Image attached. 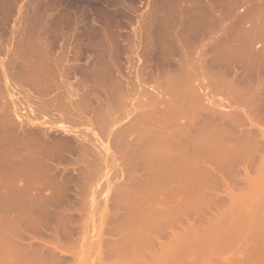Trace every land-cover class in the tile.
Returning <instances> with one entry per match:
<instances>
[{
	"label": "rangeland",
	"instance_id": "374dc122",
	"mask_svg": "<svg viewBox=\"0 0 264 264\" xmlns=\"http://www.w3.org/2000/svg\"><path fill=\"white\" fill-rule=\"evenodd\" d=\"M162 1L0 0V247H2L0 248V264H12L13 262L15 264L16 261V264L19 261L22 264L21 262L25 261V258L27 259L25 262L28 264L29 257H32L31 259L36 264H51V261L48 260H52L54 262L52 264L57 262V264L119 263L116 260L118 261L121 256L113 254V252L111 254V247L108 246L118 238V235H112L108 232L110 228L113 230L118 227V223L116 224L119 221L117 217L123 220L125 216L127 219L128 215L123 213H128L130 209L125 212L124 208L134 207L132 199L133 203L136 201L134 211H138L136 206L140 205V202L141 205L144 202V205H146L147 202L148 197L144 196L143 193H146V195L151 194L154 190L152 193V209H154L152 210V216L154 214L152 220L155 219V221H152L154 222L152 225V244L154 243L152 245V249L154 248L152 250V261L156 262L161 254L164 255L162 248L158 247L162 244L166 249L173 239L176 238L174 237L176 233L182 234L186 232L188 234L192 230L193 233H197L195 234L196 236L203 238L208 233L210 234V231L215 230L214 228H217V230L220 228V239L224 236V240L227 238V241H229L232 240L229 239L232 235L235 237L234 235L238 233V238H236L240 240L236 239L234 242L236 244L232 250L226 252L228 249H225V254L223 252L210 254L203 261L204 264H208L210 260L211 263L214 261L212 264L217 262V260L220 263L223 262L222 264H231L232 262H234L232 264H235V261L238 262L240 260L244 264L246 257L249 256L250 259L255 257L254 255L251 257L252 253L255 254L257 250L258 252L260 251L259 253L263 252L259 246L264 245V234L259 235L258 230L264 229V214H262L264 213V0ZM167 2L170 4L168 5ZM160 6L161 9L159 10ZM161 10L164 13H168L169 18H172L168 21L169 24H172L169 32L176 34V39L174 37V41L171 40L172 42L169 44L172 45L171 43L175 42V44L173 43L174 46L172 45L174 51H172L171 55L167 53V42L162 36L165 30L162 24L164 20H160V16L158 17ZM167 10L170 11L167 12ZM242 32L245 36H241ZM170 85L175 86V88ZM175 90L178 93L174 92ZM173 93L175 96L180 95V99L177 97L180 102L176 99L175 108L173 106L168 111L173 113L172 109L175 111V109L181 108L185 114L188 111L189 114L187 113V116L185 114L182 115L179 117L181 119H177L178 121L173 119L174 121L171 120L169 122V119L170 125L167 122L165 124V126L167 125V130L166 127L162 126V122L159 124V121L161 111L166 109V104L174 97ZM160 100L167 103L164 102L166 103H163L164 105L158 104ZM156 101L158 103L155 104L154 102ZM142 105L145 106L143 107ZM161 106L162 109H160ZM153 109H158V111L160 109V117H158L159 113H157L153 119L145 121L147 120L146 118L140 121L137 129H130L128 130L129 133L127 130L125 131L134 116L147 113V111H155ZM168 118L170 117L168 116ZM144 122H147V124ZM194 123L198 124V127ZM127 125L128 127H126ZM149 125L150 133H148L149 128L146 129ZM168 126L171 127L169 128ZM174 126L186 128L181 129L186 132L178 130L180 133L178 134ZM123 127H125L124 130H122ZM120 128L121 132L119 134L117 132H119ZM157 128L161 130H157ZM142 130L143 132L148 130L145 133L149 134L148 138L141 139V141L138 138L141 143L138 141L139 143L136 142V145H134L133 141L136 140L134 136H137L135 133L139 131L137 137H140ZM199 130L202 131L200 132ZM124 132L127 133L123 135ZM153 132L156 134H153ZM175 132L177 133L175 134ZM172 133L174 136L171 138ZM196 133L201 135V137ZM121 135L122 137L126 135L124 137L126 139L120 140L122 139ZM155 135H157L156 138L163 135L162 138H170L173 142L176 139L175 135H178V137L181 135L180 139L186 145L185 147L182 144V149L189 154L186 157L190 158L189 160L191 161L190 164H187L188 160L185 158L187 160V168L185 167L186 172L184 170V173L187 174V169L190 171L184 178L183 185L187 183L186 186H177V183L170 182V186L173 184L170 187L167 184L169 182L168 179L166 180L164 178L165 175L161 173L162 168L165 167L163 164L165 160L163 158L164 152H159L160 149H158V147L165 148V144H161L164 142H161L164 138L160 139L159 137V141L152 137ZM114 136H117L120 141ZM131 140L133 142L131 147L136 146L134 149L130 147ZM153 140L159 142H152ZM122 141L124 144L126 143L124 146H127L124 151V146H121ZM189 141L190 143H188ZM127 142L130 143L127 144ZM147 142L149 146L152 143L158 144L157 148H153L156 153L152 151V171L153 168L155 170L152 174L158 172L159 175L158 179V175H152V188L156 184V188H153L154 190L152 188L149 190V175H146L149 173L143 170L145 171L143 174L142 169L145 167V163L142 165V162L139 161H144L143 151L147 149L144 154L145 152H150L151 146H154L152 144L149 149ZM180 143L182 142L180 141ZM54 144L56 147L58 146L57 149ZM208 145L210 147H207ZM212 146H214V149ZM197 147H201V150ZM184 148H187V151ZM171 149L173 150V148ZM232 149L235 150L232 151ZM121 152H126L129 155L127 158H130V160H127L130 162H126V154L124 153L123 155ZM222 152L224 154H221ZM229 154H232L231 157ZM12 155H15V159L19 162L18 165H15L16 167L10 162V158H13ZM124 156L125 158H123ZM141 157L143 159H138ZM198 157H200V160ZM2 158L7 161L5 159L2 160ZM159 158L160 162L162 158L164 159L162 164L158 162L161 168L156 163ZM135 159L140 163L135 161ZM154 159L157 160L155 161ZM21 162L24 163L22 164ZM125 162L129 163V166L133 168H124ZM126 163L125 167L128 166ZM193 165L195 169L198 168V174L193 169ZM188 166L192 168L190 169ZM134 169L138 170L136 171L138 172L137 174ZM157 169L160 172L156 171ZM131 173L134 175L132 176L134 178H131L132 182L129 180ZM161 174L162 177H160ZM15 175L21 177L14 180V185L18 188V194L15 196L17 199L12 201L10 194L13 188H11L12 185L10 186V183L13 182L11 177L14 178ZM135 176H137V180ZM188 177L191 180L189 183L185 181L189 180ZM128 181H130L132 186H130ZM133 181H139V183L141 181V183H134ZM84 182L86 183L84 184ZM143 182H148L146 183L147 186ZM163 184L167 186L163 187ZM128 185L135 187H133L134 189L132 188L131 192L133 190L137 192L136 190L138 189L137 194L140 197L142 195L143 200L146 199V201L142 202V199H139L140 197H137V195L136 197L133 196V198L131 197L132 195L129 196L127 191L131 188L128 187L129 189L124 192L125 195L122 198H127L128 202L131 201L129 204L132 205H126L123 202L125 205L122 206L121 202L123 200H121L122 198L119 199V194L121 193L115 189ZM141 187L147 190H144V192ZM181 187L185 189L183 190ZM89 189H92V192ZM140 189L143 193L140 192ZM158 189L162 190L163 194L165 189L169 191L166 190L165 194H161V196L159 194L161 193L160 191L159 193L158 191L156 192ZM173 189L177 191L176 193L182 189V192L186 195H183L184 198L188 199L187 201L184 199V203L190 201L186 204L188 210L185 208L186 215L184 214L183 216L185 219L182 218L179 223L175 224L178 227L172 225L175 221L178 222L177 219L173 221L174 216L172 219L171 216L163 215V212L169 209L168 205H171V198L170 200L168 198L171 195L169 193L172 192L174 194ZM190 193L191 196H189ZM128 196L131 197V199L129 198L130 200ZM162 197L164 200H168L167 203L162 200ZM117 198L120 203L116 204ZM134 198L140 201L138 202ZM237 199L239 202L241 201V204H239ZM47 202L49 205L51 203V206L48 207ZM164 203L168 209L164 208L165 205L164 207L162 206ZM52 205H54V208ZM115 205H118L116 206L117 208ZM144 205L139 207L145 209ZM114 207L116 208L115 211L113 210L115 209ZM192 207L193 210H191ZM245 207H247V211H245ZM261 207H263L262 210L260 209ZM48 208L53 212L49 211ZM157 209L163 210V212L161 213ZM112 210L113 212H111ZM120 210L122 213H120ZM241 211H243L242 214H240ZM111 213L112 217L110 216ZM158 213L161 214L162 219H159L160 215L158 216ZM139 214H143V217L146 216L144 211ZM136 216L138 217V215ZM143 217L139 216L136 219L142 218L141 222L143 223L145 221ZM154 217L158 218L159 221L161 220L162 223L159 222L161 227L157 223L158 220ZM165 217H168L172 222L168 221L170 225L166 222L168 218L165 220ZM135 221L134 224H138L136 228H139L137 231L140 232L142 228L141 233L136 232L138 233L136 240L139 238V241L137 240L138 244L137 241L136 244H130V241L129 243L127 241L128 248L125 247L126 249H123L124 255L120 262H129L134 258L140 260L139 256L142 259L143 255L144 257L146 255L145 252L149 253L150 251V247L146 246L148 249H143L142 245H140L145 223L140 228V220L138 223V220ZM164 222H166L168 227L165 225L166 227L164 228ZM180 223L183 224L181 225ZM251 223L254 224L252 225L253 227H257H255L256 229L254 228V231ZM123 224L127 225L126 222ZM216 224V227L213 226ZM224 224L229 225L226 226ZM236 226H238L237 229ZM123 227L127 228V226ZM156 227L163 228L165 233L164 230ZM225 228L227 229L226 231ZM256 230L257 232H255ZM126 232L127 229H125L124 233ZM201 233L202 236H199ZM51 239L54 241H51ZM218 239L216 241L210 239V241L212 240V244L214 241L218 243ZM111 240L114 241L112 242ZM260 241L263 242L261 243ZM204 245V247L197 248L199 251L195 249L196 253L192 250L193 253L190 254L189 251L186 260L191 259V261L187 260L186 263L190 264L193 260L198 259L197 257L204 253L202 250H205L209 243ZM129 247L132 251L134 250L132 247H135L133 251L135 257L132 259L130 256H133V252H128ZM136 247L139 250L142 247L143 251L141 250V252H144V254L136 250ZM243 247L248 250L244 248L245 250L241 251ZM39 250H42L40 251L41 253ZM137 251L139 252V259L136 257V254L138 255ZM246 252L248 253L246 254ZM7 253L11 257H8ZM126 253H132V255H129V261L126 258L128 256ZM42 254L47 256V258ZM109 254L110 257L108 259L107 256ZM52 255L55 257L52 259L48 258V256ZM116 256L120 258L117 259ZM39 257L41 262L38 263L40 261ZM43 258H46V261ZM57 258H60V260ZM249 258L246 260H250ZM33 260L29 264H34ZM43 261L46 263H43ZM240 261L238 262L239 264ZM260 264H264V257Z\"/></svg>",
	"mask_w": 264,
	"mask_h": 264
},
{
	"label": "bare ground",
	"instance_id": "6f19581e",
	"mask_svg": "<svg viewBox=\"0 0 264 264\" xmlns=\"http://www.w3.org/2000/svg\"><path fill=\"white\" fill-rule=\"evenodd\" d=\"M163 1H164V0H163ZM163 1H162V2H163ZM165 1H166V0H165ZM162 2H161V3H162ZM169 2H171V1H169ZM169 2H167L168 5L170 4ZM162 4H165V3H162ZM161 6H162V5H161ZM161 6H160L159 10L161 9ZM165 6H166V5H165ZM172 6H173V3H172ZM172 6H171V7H172ZM168 8H170V6H168ZM172 8H173V7H172ZM174 9H175V8H174ZM174 9H172V10L174 11ZM181 10H182V8H181ZM155 11H156V10H155ZM168 11H170V10H167V12H168ZM157 12H158V11H157ZM174 12H175V11H174ZM180 12H181V11H180ZM175 13H176V12H175ZM175 15H176V14H175ZM159 16H160V20H161V19L164 20V22H162V24H163V26H164L163 29H165V30H164V33H163L162 36L165 38V40H166V42H167V44H168V45L166 44L167 49H168V52H167V51H166V52H167L169 55H171L172 51H174V47H173L174 45H173V43L175 44V42L171 43L173 46H172V45H169V44H170V42L174 41V37H175V39H176V34L174 35L173 33L169 32V29H170V27H171L172 24H169L168 21H169V19H172V18H169V17H168V13H166V12L164 13L162 10L159 11L158 17H159ZM172 16H173V14H172ZM155 17H157V16H155ZM175 17H176V16H175ZM177 17H178V16H177ZM173 18H174V17H173ZM158 19H159V18H158ZM156 21H157V20H156ZM178 21H180V20H178ZM178 21H177V22H178ZM173 23H174V22H173ZM180 23L182 24V22H180ZM184 24H185V23H184ZM179 26L181 27V25H179ZM182 28H183V27H182ZM182 31H184V30H182ZM182 31H181V32H182ZM242 33H243V32H242ZM177 35H180V34H177ZM242 35L245 36L244 33L241 34V36H242ZM254 36H255V35H254ZM177 37H180V36H177ZM247 37H248V36H247ZM255 37H256V36H255ZM255 37H254V38H255ZM249 38H250V37H249ZM255 39H256V38H255ZM171 40H172V41H171ZM250 40H251V39H250ZM164 43H165V42H164ZM164 46H165V45H164ZM254 52H255V51H254ZM255 54L257 55L256 52H255ZM253 56H254V55H253ZM240 64H241V63H240ZM240 64H239V65H240ZM169 82H170V81H169ZM186 82H187V81H186ZM186 85H187V84H186ZM170 86H171V85H170ZM179 86H180V85H179ZM171 87H174V88H175V86H171ZM176 87H177V86H176ZM180 87H182V86H180ZM168 90H169V88H168ZM170 90H171V89H170ZM172 90H173V88H172ZM183 90H184V88H183ZM160 91H162V90H160ZM174 92H176V90H175ZM186 92H187V91H186ZM176 93H178V92H176ZM182 94H183V93H182ZM184 94H186V93H184ZM173 95H174V93H173ZM156 96H157V95H156ZM163 96H164V95H163ZM179 96H180V95H179ZM179 96H177V95L175 96V95H174L175 100H174V97H172L171 100L169 101V103H167L166 101H161V100L159 101V103H158L157 101L154 102L155 104L158 103V104H162V105H164V104L167 103V104H166V109H164L163 111H161V117H160V113H159V112H160V109H162V106H161V108L159 109V111H158V109H156V110L153 109V110H155V111H149V112L147 111V113L145 112V113H141L140 115L134 116V119L130 122L129 127H128V125L126 126V127H128V129L126 128L125 131H126V130L128 131V130H130V129H132V130H133V129H134V130L137 129V126H138V124L140 123V121H142V120H144V119H146V118H147V120H145V121H148L149 119H153V117H156L157 113H159L158 117H160V121H159V120H157V121L160 122L159 124H161V122H162V126H164V127H166L167 125L165 126V124H167V123L169 124V122H171V120L174 121L173 119H176V120H177V119H181V118H179V117H181L182 115L185 114L184 111H183L181 108L178 109V110L175 109V111L172 109L173 113H171V112L168 111V110H171V107L173 108L175 102L177 101L176 99H178L177 97H179ZM161 97H162V96H161ZM182 97H183V95H182ZM185 97H186V96H185ZM153 98H154V97H153ZM162 98H163V97H162ZM179 99H180V97H179ZM179 99H178V101H179ZM181 99H182V98H181ZM187 99H188V98H187ZM152 100H153V99H152ZM155 100H156V99H155ZM153 101H154V100H153ZM153 101H151V102H153ZM183 101H184V100H183ZM147 102H148V101H147ZM164 102H166V103H164ZM179 102H180V101H179ZM179 102H178V104H179ZM145 103H146V102H145ZM163 103H164V104H163ZM182 103H183V102H182ZM182 103H181V104H182ZM150 104H151V103H150ZM155 104H154V105H155ZM140 105H141V104H140ZM152 105H153V104H152ZM142 106H143V105H142ZM144 106H145V105H144ZM144 106H143V107H144ZM159 106H160V105H159ZM167 106H169V107H167ZM175 106H176V104H175ZM175 106H174V108H175ZM177 106H178V105H177ZM182 106H183V104H182ZM184 106H185V105H184ZM188 106H190V105H188ZM138 107H139V106H138ZM180 107H181V106H180ZM191 107H192V106H191ZM158 108H159V107H158ZM185 108H188V107H185ZM139 109H140V108H139ZM187 110H189V109H187ZM187 110H186V112H187ZM157 111H158V112H157ZM188 112H189V111H188ZM188 112H187V113H188ZM170 113H171V115H169ZM187 113L185 114L186 116H187ZM245 113H246V112H245ZM144 114H145V115H144ZM188 114H189V113H188ZM239 114H240V113H239ZM248 115H249V114H248ZM168 116H169L170 118H168ZM221 116H222V115H221ZM232 116H234V115H232ZM232 116H231V117H232ZM102 117H103V116H102ZM206 117H207V116H206ZM215 117H216V116H215ZM226 117H228V116H226ZM167 118H168V119H167ZM171 118H172V119H171ZM187 118H189V117H187ZM235 118H236V117H235ZM248 118H250V117H248ZM96 119H97V118H96ZM169 119H170V121L168 122ZM213 119H214V118H213ZM97 120H98V119H97ZM106 120H107V119H106ZM154 120H155V119H154ZM165 120H166V121H165ZM114 121H115V120H114ZM177 121H178V120H177ZM117 122H119V121H117ZM117 122H116V123H117ZM153 122H154V121H153ZM166 122H167V123H166ZM175 122H176V121H175ZM228 122H229V121H228ZM105 123H106V122H105ZM144 123L147 124V122H144ZM154 123H155V122H154ZM202 123H203V121H202ZM254 123H255V122H254ZM163 124H164V125H163ZM171 124H172V123H171ZM177 124H178V123H177ZM184 124H185V123H184ZM194 124H195V123H194ZM169 125H170V124H169ZM175 125H176V124H175ZM180 125H181V124H180ZM195 125H196V124H195ZM195 125H194V126H195ZM197 125H198V124H197ZM197 125H196V126H197ZM227 125H228V124H227ZM145 126H147V125H145ZM154 126H155V125H154ZM162 126H160V127H162ZM171 126H172V125H171ZM171 126H170V127H171ZM184 126H185V125H184ZM217 126H218V125H217ZM164 127H163V128H164ZM168 127H169V126H168ZM170 127H169V128H170ZM174 127H176V126H174ZM178 127H180V126H178ZM178 127H176L177 132H178V130L182 131L181 129H186V128H182L183 125H182L181 128H178ZM185 127H186V126H185ZM191 127H192V126H191ZM197 127H198V126H197ZM213 127H214V126H213ZM124 128H125V127H123L122 130H124ZM148 128H149V132H148V130H146V132H145V131L143 132V130H142V131H141V134H140V137H137L139 131H138L137 133H135V134H137V136H136V135L134 136L135 139H136V140L134 139L135 141H133V142L135 143L134 145H136V142H138L139 140L141 141V139L144 140V139H146V137L148 138V135H149V134L147 135V134H145V133H147V132L150 133V132H151L150 125H149V127H146V129H148ZM151 128H152V126H151ZM166 128H167V127H166ZM166 128H165V129H166ZM192 128L195 129L194 127H192ZM207 128H208V127H207ZM260 128H261V127H260ZM144 129H145V127H144ZM155 129H156V127H155ZM165 129H164V130H165ZM200 129H201V127H200ZM117 130H118V129H117ZM132 130H131V132H132ZM157 130H161V129H158V128H157ZM167 130H168V128H167ZM173 130H174V129H173ZM173 130H170V131H173ZM195 130H196V129H195ZM213 130H215V129H213ZM217 130H218V129H217ZM259 130H260V129H259ZM114 131H115V130H114ZM152 131L156 132L155 130H152ZM184 131H185V130H183L182 132H184ZM193 131H194V130H193ZM199 131H200V130H199ZM201 131H202V130H201ZM201 131H200V132H201ZM205 131H207V130H205ZM120 132H121V128H120L119 132H117V133L120 134ZM122 132H123V131H122ZM134 132H136V131H134ZM134 132H133V133H134ZM142 132H143V133H142ZM154 132H153V134H156V133H157V132H156V133H154ZM166 132H167V131H166ZM177 132H175V134H176ZM185 132H186V131H185ZM200 132H199V133H200ZM209 132H210V131H209ZM218 132H219V131H218ZM227 132H228V131H227ZM244 132H245V131H244ZM111 133H113V132H111ZM117 133H116V134H117ZM126 133H127V132H126ZM126 133L124 132L123 135L126 134ZM128 133H129V131H128ZM173 133H174V132H173ZM173 133H172V134H173ZM190 133H191V131H190ZM192 133H193V132H192ZM203 133H204V132H203ZM224 133H225V131H224ZM113 134H115V133H113ZM159 134H160V132H159ZM165 134H166V133H165ZM167 134H169V133L167 132ZM167 134H166V136H167ZM170 134H171V133H170ZM178 134H180V133L178 132ZM196 134H198V133H196ZM220 134H221V133H220ZM130 135H131V134H130ZM133 135H134V134H133ZM151 135H152V133H151ZM151 135H150V136H151ZM157 135H158V134H157ZM157 135L152 136V137L156 138ZM185 135H186V134H185ZM198 135H199V134H198ZM247 135H248V134H247ZM125 136H126V135H125ZM125 136L122 137V135H121L122 139H120V140H123ZM127 136H128V135H127ZM150 136H149V137H150ZM162 136H163V135H162ZM162 136H159L160 139L162 138ZM164 136H165V135H164ZM169 136H171V135H169ZM173 136H174V134L171 136V138H172ZM180 136H181V135H179V137H178V135H175L176 139H174V142H173L172 139H171V140H172V141H171L170 138H167V137L164 138V137H163L164 139L162 138L163 140H161V142H162V141H164V142H163V143L160 142V143H161L162 145L165 144V145H164L165 148H164V147H162V148H161V147H158V146H157V145H158L157 143H156V145H155V143H154V144L152 143L155 147H154V146H151L152 144H150V146H151V149H150V146H149L148 144L151 143V141H149V143L147 142V145H148V147H149V149H150L151 151L149 150L150 152H145V154H144V151H147V149H145V150L143 149V150H144V151H143V158H144V161H145V162H144V161H141V160H139V161L142 162V165L145 163V164H144L145 167L143 166V167H144V168L142 167L143 169L140 168V169H142L143 174L145 173V171H148V173H149V174H146L147 176L149 175V176H148V177H149V178H148L149 181L147 180V181L149 182V185H150L149 190H150V189L152 188V186H153V185H152V179H153V178H152V175H153V176H154V175H158V172H157V173L154 172V173L152 174V172L155 171L154 168H153V171H152V167H153V166H152V151L155 152L154 149L157 148V147H158V149H160L159 152H160V151H161V152H162V151L164 152V154H163V158H165V160L162 158V159H161V162H160V158H161V157H160V158H159V161H157L156 163L158 164V162H160V163L162 164V162H163L162 160H164L163 164L165 165V167L162 168L161 173H162L163 175H165L164 178H166V180L168 179L169 182H168L167 184L170 186L169 183H170V182H171V183L173 182V183H175V184L177 183V184H176L177 186H182V187H184V186L187 185V183H186L185 185H183V183H184V178H186L185 175H187L188 172H190V171L187 169L188 172H187V174H185V173H184V170L187 168V167H186V162H187V160H188L187 164H188V163L190 164L191 161L189 160L190 158L186 157V155H189V154L185 153V151H183V149H182V148H183L182 146L184 145V146L186 147V145L183 144V140L180 139V138H181ZM190 136H191V135H190ZM206 136H207V135H206ZM115 137H117V136H114V138H115ZM119 137H120V136H119ZM128 137H130V136H128ZM136 137H137V138H136ZM159 137H157L156 139H158ZM175 137H174V138H175ZM187 137H188V136H187ZM199 137H201V135H199ZM224 137H225V136H224ZM228 137H230V136H228ZM248 137H249V136H248ZM138 138H139V140H138ZM154 138H153V139H154ZM166 138H167V139H166ZM189 138H191V137H189ZM192 138H193V137H192ZM194 138H195V137H194ZM125 139H126V138H125ZM125 139H124V140H125ZM149 139H150V138H149ZM160 139H158V140L160 141ZM212 139H213V138H212ZM214 139H215V138H214ZM247 139H248V138H247ZM250 139H251V138H250ZM114 140H115V139H114ZM114 140H113V141H114ZM117 140L120 141V140L118 139V137H117ZM151 140H152V139H151ZM175 140H176V141H175ZM189 140H190V139H189ZM195 140H198V139H195ZM206 140H207V139H206ZM229 140H230V139H229ZM140 141H139V142H140ZM154 141H157V140H153L152 142H154ZM159 141H157V142H159ZM180 141H181L182 143H180ZM186 141H188V140H186ZM191 141H192V140H191ZM200 141H201V140H200ZM208 141H209V140H208ZM212 141L214 142V140H212ZM254 141H255V140H254ZM51 142H52V141H51ZM131 142H132V140H131ZM133 142H132V143L127 142V144L130 143V147H131V145L133 146ZM139 142H138V143H139ZM197 142H198V141H197ZM203 142H204V141H203ZM52 143H53V142H52ZM57 143H58V142H57ZM116 143H117V142H116ZM118 143H119V142H118ZM120 143H121V142H120ZM140 143H141V142H140ZM184 143H185V142H184ZM188 143H190V141H189ZM195 143H196V142H195ZM195 143H194V144H195ZM211 143H212V142H211ZM224 143H225V142H224ZM234 143H235V142H234ZM234 143H233V144H234ZM122 144H123V145H122ZM125 144H126V143H125ZM125 144H124L123 141H122L121 146H124ZM145 144H146V143H145ZM145 144H144V145H145ZM182 144H183V145H182ZM207 144H208V143H207ZM209 144H210V143H209ZM226 144H227V142H226ZM230 144H231V143H230ZM263 144H264V143H263ZM58 145H59V144H58ZM72 145H73V144H72ZM119 145H120V144H119ZM137 145H138V144H137ZM139 145H140V144H139ZM144 145H143V146H144ZM162 145H161V146H162ZM188 145H189V144H188ZM196 145H197V144H196ZM204 145H205V144H204ZM212 145H213V144H212ZM215 145H216V143H215ZM215 145H214V146H215ZM51 146H52V145H51ZM140 146H142V145H140ZM140 146H139V148L141 149ZM192 146H195V145H192ZM192 146H191V147H192ZM200 146H201V145H200ZM214 146H212V148H213ZM54 147H56L55 144H54ZM110 147H111V146H110ZM124 147H125V146H124ZM124 147H123V151H124L125 149H127V148H126L127 146H126L125 148H124ZM128 147H129V146H128ZM134 147H136V146H134ZM134 147H131V148L134 149ZM137 147H138V146H137ZM207 147H210V146L208 145ZM207 147H206V148H207ZM233 147H234V146H233ZM246 147H247V146H246ZM57 148H58V146L56 147V149H57ZM104 148H105V147H104ZM142 148H144V147H142ZM145 148H147V147H145ZM153 148H154V149H153ZM163 148H164V150H162ZM171 148H173V150H172ZM192 148H193V147H192ZM197 148H198V147H197ZM197 148H196V149H197ZM200 148H201V147H199L198 149L201 150ZM249 148H250V147H249ZM54 149H55V148H54ZM59 149H60V147H59ZM65 149H66V148H65ZM115 149L118 150L117 148H115ZM128 149H130V148H128ZM136 149H137V148H136ZM136 149H135V150H136ZM152 149H153V150H152ZM184 149H185V148H184ZM193 149H194V148H193ZM213 149H214V148H213ZM116 150H115V151H116ZM131 150H132V149H131ZM135 150H134V151H135ZM141 150H142V149H141ZM141 150H139V151H141ZM185 150L187 151V148H186ZM191 150H192V149H191ZM199 150H198V151H199ZM217 150H218V149H217ZM228 150H229V149H228ZM234 150H235V149H234ZM234 150L232 149V151H234ZM237 150H238V149H237ZM250 150H252V149H250ZM255 150H256V149H255ZM50 151H51V150H50ZM113 151H114V149H113ZM118 151H119V150H118ZM129 151H130V150H129ZM129 151H128V152H129ZM156 151H157V150H156ZM194 151L196 152V150H194ZM238 151H239V150H238ZM240 151H241V150H240ZM111 152H112V151H111ZM126 152H127V151H126ZM126 152H123V153L121 152V153L124 155V153L126 154ZM130 152H131V151H130ZM137 152H138V150H137ZM137 152H136V153H137ZM163 152H162V153H163ZM200 152H201V151H200ZM220 152H221V151H220ZM241 152H242V151H241ZM253 152H254V151H253ZM119 153H120V152H119ZM155 153H156V152H155ZM191 153H192V152H191ZM191 153H190V154H191ZM229 153H230V152H229ZM112 154H113V153H112ZM117 154H118V153H117ZM198 154H199V153H198ZM205 154H206V152H205ZM221 154H224V153L222 152ZM251 154H252V153H251ZM120 155H121V154H120ZM123 155H122V156H123ZM130 155H131V154H130ZM132 155H134V154H132ZM195 155H196V153H195ZM199 155H201V154H199ZM202 155H203V154H202ZM229 155H230V154H229ZM231 155H232V154H231ZM231 155H230V157H231ZM249 155H250V153H249ZM9 156H10V155H9ZM9 156H8V157H9ZM14 156H15V155H12L13 158H10V162L12 163V165L15 166V165H18L19 162H18V160L15 159ZM125 156H126V162H130V161L127 160V159L130 160V158H127V156L129 157V155L126 154ZM125 156H124L123 158H125ZM154 156H155V154H154ZM156 156H157V155H156ZM191 156H192V154H191ZM197 156H198V155H197ZM209 156H210V155H209ZM235 156H236V154H235ZM189 157H190V156H189ZM192 157H193V156H192ZM253 157H254V156H253ZM100 158H101V157H100ZM123 158H122V159H123ZM134 158H135V157H134ZM136 158H137V157H136ZM143 158L141 157V158H138V159H143ZM157 158H158V156H157ZM185 158H187V160H185ZM198 158H199V160H200V157H198ZM254 158H255V157H254ZM4 159H5V158H2V160H4ZM109 159H110V158H109ZM115 159H116V155H115ZM193 159H194V157H193ZM196 159H197V157H196ZM201 159H203V158L201 157ZM0 160H1V159H0ZM5 160H6V159H5ZM22 160H23V159H22ZM123 160H125V159H123ZM132 160H133V157H132ZM132 160H131V164H132ZM154 160H155V159H154ZM154 160H153V161H154ZM156 160H157V159H156ZM156 160H155V161H156ZM203 160H204V159H203ZM203 160H202V162H203ZM6 161H7V160H6ZM101 161H102V160H101ZM113 161H114V160H113ZM120 161H121V160H120ZM135 161H138V160L135 159ZM139 161H138V162H139ZM155 161H154V163H155ZM192 161H194V160H192ZM213 161H214V160H213ZM117 162H118V161H117ZM123 162H124V161H123ZM126 162H125V163H126ZM140 162H139V163H140ZM196 162H197V160H196ZM200 162H201V161H200ZM200 162H199V163H200ZM210 162H211V161H210ZM8 163H9V162H8ZM21 163L23 164L24 162H21ZM25 163H26V162H25ZM103 163H104V161H103ZM121 163H122V161H121ZM125 163H124V165H125ZM133 163H136V162H133ZM154 163H153V164H154ZM214 163H215V162H214ZM218 163H219V162H218ZM126 164H128V166L125 167V166L123 165L124 168H126V169H127V167H128V168H133L132 166H131V167L129 166V165H130L129 163H126ZM136 164H138V163H136ZM136 164H135V165H136ZM219 164H220V163H219ZM12 165H9V166H12ZM24 165H26V164H24ZM158 165H159V164H158ZM164 165H163V166H164ZM199 165H201V164H199ZM199 165H196V166H199ZM211 165H212V164H211ZM260 165H261V164H260ZM136 166H137V165H136ZM140 166H141V164H140ZM140 166H139V167H140ZM206 166H207V165H206ZM263 166H264V165H263ZM15 167H16V166H15ZM25 167H26V166H25ZM25 167H24V168H25ZM88 167H89V166H88ZM123 167H122V168H123ZM154 167H156V166H154ZM159 167L161 168V165H159ZM185 167H186V168H185ZM188 167H190V166H188ZM24 168H23V169H24ZM191 168H192V167H190V169H191ZM214 168H215V167H214ZM84 169H85V168H84ZM116 169H117V168H116ZM118 169H119V168H118ZM137 169H138V166H137ZM140 169H139V170H140ZM155 169H156V168H155ZM193 169H195L194 165H193ZM197 169H198V168L195 169V170H196V173H197V172L199 173V171H197ZM208 169H209V168H208ZM12 170H13V169H12ZM14 170H15V169H14ZM122 170H123V169H122ZM132 170H133V169H132ZM134 170H135V169H134ZM143 170H145V171H143ZM160 170H161V169H160ZM209 170H210V169H209ZM213 170H215V169H213ZM216 170H217V169H216ZM255 170H256V169H255ZM9 171H10V170H9ZM124 171H125V170H124ZM136 171H138V170H135V172H136ZM156 171H159V170L157 169ZM191 171H193V170H191ZM86 172H87V171H86ZM102 172H103V171H102ZM128 172H129V170H128ZM130 172H131V169H130ZM135 172H134V173H135ZM139 172H140V171H139ZM159 172H160V171H159ZM185 172H186V170H185ZM219 172H220V171H219ZM132 173H133V171H132ZM132 173H131V175H130L131 177L129 176V180H130V181H131L132 176H134ZM137 173H138V172H136V174H137ZM140 173H141V172H140ZM193 173H194V172H193ZM198 173H197V174H198ZM246 173H247V172H246ZM86 174H87V173H86ZM89 174H91V173H89ZM99 174H100V173H99ZM124 174H125V173H124ZM162 174L160 175V177H162ZM197 174H196V175H197ZM206 174H207V173H206ZM216 174H217V173H216ZM126 175H127V174H126ZM128 175H129V174H128ZM189 175H190V173H189ZM192 175H193V174H192ZM199 175H200V174H199ZM211 175H213V174H211ZM28 176H29V175H28ZM101 176H102V175H101ZM101 176H100V177H101ZM121 176H122V175H121ZM137 176H138V175H137ZM137 176H135V179H136ZM167 176H168V177H167ZM193 176H194V175H193ZM193 176H192V177H193ZM201 176H203V175H201ZM207 176H208V175H207ZM246 176H247V175H246ZM18 177H21V176L15 175L14 178L11 177V178H12V181H13V182L11 181L12 183H10V186L12 185L11 188H13V190H12V192H11V194H10V195L12 196V197H11V198H12V201H13L14 199H17L15 196L18 194V188L15 187V185H14V180H16V178H18ZM90 177H91V176H90ZM117 177H118V176H117ZM126 177H127V176H126ZM140 177H141V176H140ZM144 177H145V176H144ZM155 177H156V176H155ZM158 177H159V175L157 176V179H158ZM189 177H190V176H189ZM189 177H188V179H189ZM208 177H210V176H208ZM215 177H216V176H215ZM93 178H94V177H93ZM102 178H103V177H102ZM113 178H114V177H113ZM133 178H134V177H133ZM133 178H132V179H133ZM142 178H143V176H142ZM190 178H191V177H190ZM197 178H198V177H197ZM201 178H202V177H201ZM205 178H206V177H205ZM222 178H223V177H222ZM263 178H264V177H263ZM135 179H134V180H135ZM144 179H145V178H144ZM146 179H147V178H146ZM162 179H163V178H162ZM191 179H193V178H191ZM206 179H207V178H206ZM89 180H91V179H89ZM126 180H127V179H126ZM136 180H137V179H136ZM141 180H142V179H141ZM159 180H160V179H159ZM163 180H164V179H163ZM194 180H195V179H194ZM200 180H201V179H200ZM203 180H204V179H203ZM210 180H211V179H210ZM245 180H246V179H245ZM253 180H254V179H253ZM93 181H94V180H93ZM130 181H128L129 184H130ZM185 181H188V183H189V181H191V180L189 179V180H185ZM192 181H193V180H192ZM201 181H202V180H201ZM89 182H90V181H89ZM122 182H123V181H122ZM122 182H121V183H122ZM131 182H132V181H131ZM133 182H134V181H133ZM135 182H136V183H139V181H138V182L135 181ZM135 182H134V183H135ZM144 182H145V180H144ZM144 182H143V183H144ZM148 182H146V183H148ZM161 182H162V180H161ZM164 182H165V180H164ZM194 182H195V181H194ZM197 182H199V181H197ZM85 183H86V182H84V184H85ZM92 183H93V182H92ZM92 183H91V185H92ZM95 183H97V182H95ZM119 183H120V182H119ZM140 183H141V181H140ZM140 183H139V184H140ZM146 183H144V184H146ZM165 183H166V182H165ZM200 183H201V182H200ZM210 183H211V182H210ZM246 183H247V182H246ZM255 183H256V182H255ZM257 183H258V182H257ZM64 184H65V182H64ZM161 184H162V183H161ZM175 184H174V185H175ZM192 184H194V183H192ZM96 185H97V184H96ZM122 185H123V184H122ZM126 185H127V184H126ZM136 185H137V184H136ZM149 185H148V186H149ZM158 185H159V184H158ZM163 185H164V184H163ZM165 185H166V184H165ZM165 185H164L163 187H166V186H167V185H166V186H165ZM176 185H175V186H176ZM197 185H198V184H197ZM202 185H203V184H202ZM215 185H216V184H215ZM256 185H257V184H256ZM256 185H254V186H256ZM119 186H120V185H119ZM130 186H132V185L130 184ZM130 186L128 185V186H124V187H122V188H119V187L116 188L115 190H116L117 192H120V193H121V194H119L120 198H119V196H117V197H118L119 199H121V198L123 197V195H125L124 192H125L126 190H128V189H129L128 187H130ZM145 186H147V184H146ZM155 186H156V184L154 185L153 188H156ZM159 186H160V185H159ZM169 186H168V187H169ZM171 186H173V184H172ZM171 186H170V187H171ZM177 186H176V187H177ZM252 186H253V185H252ZM115 187H116V186H115ZM120 187H121V186H120ZM133 187H134V186H133ZM133 187H130L131 189H129V190L127 191L128 194H129V196L132 195V196H131L132 198H133V196L136 197V195H137V197H140V195L137 194V192H138V189H137V188H136L137 190L135 189L137 192H135L134 190H133V192H131ZM143 187H144V186H143ZM143 187H141V188H143ZM161 187H162V186H161ZM161 187H158V188H161ZM163 187H162V188H163ZM182 187H181V188H182ZM191 187H192V186H191ZM193 187H194V186H193ZM199 187H200V186H199ZM214 187H215V186H214ZM217 187H218V186H217ZM53 188H54V187H53ZM55 188H56V187H55ZM85 188H86V187H85ZM90 188H92V187H90ZM134 188H135V187H134ZM134 188H133V189H134ZM147 188H148V187H147ZM153 188H152V189H153ZM162 188H161V189H162ZM186 188H187V187H186ZM194 188H195V187H194ZM196 188H197V187H196ZM117 189H118V190H117ZM182 189L184 190L185 188H182ZM182 189H181L178 193H176L177 191H176V190L174 191V189H173L174 194H173L172 192H171V193L168 192L169 194L172 195V196L170 195L171 197L168 195V196H169L168 199L170 200V198H171V200H170L171 205H170V206L168 205L169 209H168V207H166V204H165V203H167L168 200H167V199L164 200V198L162 197V198H163L162 200H164V202H165L162 206L164 207V205H165L164 208H166V209H168V210H166V212H163V210H160V209H159L161 213L163 212V215L165 214V215H167V216H169V217L171 216V218L174 216V217H173L174 219L172 218L173 221H175L176 219L178 220V222L175 221V223H172V222L169 220L168 217H167L168 220H166L167 218L165 217L166 222L170 221V222L172 223L173 226H174L175 224L179 223V221H181L182 218H184L183 216H184V214H185V208H186V209L188 208V207L186 206V204H188V202H190V201H188V202H185V203H184V199H185L184 196H186V195H184L185 193L182 192ZM189 189H190V188H189ZM211 189H212V188H211ZM249 189H250V188H249ZM20 190H21V189H20ZM20 190H19V191H20ZM52 190H53V189H52ZM55 190H56V189H55ZM84 190H85V189H84ZM89 190H90V189H89ZM91 190H92V189H91ZM91 190H90V191H91ZM140 190H141V189H140ZM140 190H139V191H140ZM144 190H147V189L143 188V191H144ZM153 190H154V189H153ZM166 190H168V189H165V192H166ZM177 190H179V189L177 188ZM186 190H187V189H186ZM190 190H191V189H190ZM192 190H193V189H192ZM204 190H205V189H204ZM61 191H62V190H61ZM116 191H115V193L118 194ZM121 191H122V192H121ZM154 191H155V190H154ZM154 191H153V192H154ZM157 191H158V193H159L160 189L156 190V192H157ZM161 191H162V190H161ZM161 191H160V192H161ZM168 191H169V190H168ZM193 191H194V190H193ZM55 192H56V191H55ZM55 192H54V193H55ZM57 192H58V191H57ZM91 192H92V191H91ZM96 192H98V191H96ZM99 192H100V190H99ZM140 192H142V190H141ZM144 192H145V191H144ZM146 192H147V191H146ZM149 192H150V191H149ZM153 192H152V193H153ZM156 192H155V193H156ZM165 192H164V194H165ZM185 192H186V191H185ZM189 192H190V191H189ZM191 192H192V191H191ZM195 192H196V191H195ZM198 192H199V191H198ZM204 192H205V191H204ZM204 192H203V193H204ZM254 192H255V191H254ZM40 193H41V192H40ZM42 193H43V192H42ZM58 193H59V192H58ZM84 193H85V192H84ZM113 193H114V192H113ZM115 193H114V195L116 196ZM142 193H143V192H142ZM142 193H140V194H142ZM152 193H151V194H147L148 196L146 195V193H143L144 196L148 197V198H147L146 205H144L145 202H144V204L142 203V205H144V206L146 207L145 209H141L142 207H141V208L139 207V206H142V205H141V202H140V203H139L140 205L136 206V207H137L136 210H138V211H134V209H135L134 207H135V203H136V201H135V203H133V199H132L131 201H132V204H134V207L131 206L132 209H131V208H128V209L126 208L127 210L124 208L125 212L128 211V210L130 209V211H128V213H127V212H126V213H123L124 215H125V214L128 215L127 219L125 218V216L123 217V218L126 219L127 221L124 220V219L122 220V218L119 219V217H117V219L119 220V221L116 222V224L118 223V227H117V228L115 227V229H113V230L110 228V231L108 230V231H109L108 233H110V234H112V235H118V238L115 237L116 240H115V238H114L115 241H114V240H111L112 242L114 241L112 244H111L110 242H108V243H110L108 246L111 247V251H110V253L112 254V252H113V254L115 253V254H117V255L119 254L118 256H121V258L116 256L117 259L120 258V259H118V261L116 260V262H119V263H116V264H152V263H156V264H188V262L186 263V261L189 260V259L186 260V256H187V254H188L189 251H190V252H189L190 254L193 253V252L196 253V252H195V249L200 248V247H204V246L206 247V245H204L205 243H206V244L209 243V245H210V243H211V246H210V247H209V245H208V247H207L205 250H202V252L204 251V253H202L201 255L199 254L200 256L197 257L198 259L195 258L196 260H193L194 262L192 261L193 264H204L203 261L206 260V258H208V256H209L210 254L212 255V254L215 253V252H216L217 254H218V253H221V252L224 253V250H225V249H228V250H226V252H227V251H229V250H232V248L235 246L236 243H234V242H235L236 239L238 238V237H237L238 233H236V235H234L235 237H233V235L230 237V236L227 234V235L230 237L229 239H232V240L227 241V238H225V240H226V242H225V240H224V236H223V238H221V239H223L224 241L220 239V236H221V235H220V234H221V233H220V232H221L220 228H219L218 230H217V228H214L215 230L210 231L211 233H210V234L208 233V235H205L203 238H201V237L199 238L198 236L195 235V234H197L196 232L193 233V231L189 229L190 232H189L188 234H187L186 232H185V233L183 232V233H184V234H183L182 231H180L182 234H178V233H176V235H174V234H175V233H174L173 235H174V237H176V238L173 239V241L171 242V244H169V245L166 247V249H165V248L163 247V245L161 244L160 247H158V248H162V250L164 251V252H163L164 255L161 254L160 257L157 256V257H159L158 260H157V258H156V256H155V258H156L157 261H156V262H155V261H152V259H153V258H152V250L154 249V248L152 249V245L154 244V243L152 244V225L154 224V222H152V221H155V219L152 220V217L154 216V214H153V216H152V213H153L152 210H154V209H152V208H153V207H152ZM158 193H156V194H158ZM87 194H88V193H87ZM98 194H99V193H98ZM159 194H160V195H161V194L164 195L162 192L159 193ZM159 194H158V195H159ZM197 194H198V193H197ZM38 195H39V194H38ZM53 195L56 196L55 194H53ZM112 195H113V194H112ZM126 195H127V194H126ZM138 195H139V196H138ZM154 195H155V194H154ZM162 195H161V196H162ZM166 195H167V193H166ZM183 195H184V196H183ZM187 195H188V194H187ZM194 195H195V194H194ZM230 195H231V194H230ZM245 195H246V194H245ZM59 196H60V195H59ZM129 196H128V199H129V198L131 199V197H129ZM156 196H157V195H156ZM156 196H155V197H156ZM189 196H191V193H190ZM233 196H234V195H233ZM233 196H232V197H233ZM38 197H39V196H38ZM41 197H43V196H41ZM125 197H127V196H125ZM153 197H154V196H153ZM193 197H195V196H193ZM197 197H198V196H197ZM206 197H207V196H206ZM218 197H219V196H218ZM232 197H231V198H232ZM43 198H44V197H43ZM113 198H114V197H113ZM113 198H112V200H113ZM118 198L116 199L117 201L115 200V201H116V204H117V203H120V202H118ZM158 198H159V197H158ZM186 198H187V197H186ZM199 198H200V197H199ZM238 198H239V197H238ZM130 199H129V200H130ZM134 199H137V198H134ZM139 199H142V202H143V201H146V199L143 200L142 195H141V197H140ZM191 199H192V198H191ZM201 199H202V198H201ZM207 199H208V198H207ZM209 199H210V198H209ZM212 199H213V198H212ZM212 199H211V200H212ZM240 199H241V198H240ZM246 199H247V198H246ZM41 200H42V199H41ZM50 200H51V199H50ZM121 200H123V201L121 202V203H122V206L125 205V204H126V205H132V204H129V202H131V201L128 202L127 198H126V199L122 198ZM121 200H120V201H121ZM137 200H138V199H137ZM160 200H161V199H160ZM162 200H161V201H162ZM187 200H188V199H187ZM187 200L185 199V201H187ZM248 200H249V199H248ZM35 201H37V200H35ZM44 201H45V200H44ZM54 201H55V200H54ZM54 201H52V202H54ZM126 201H127V202H126ZM139 201H140V200H138V202H139ZM155 201H157V200H155ZM193 201H194V199H193ZM201 201H203V200H201ZM204 201H205V200H204ZM204 201H203V202H204ZM234 201H236V200H234ZM237 201H238V199H237ZM123 202H124L125 204H124ZM138 202H137V203H138ZM153 202H154V201H153ZM198 202H199V200H198ZM238 202H239V201H238ZM240 202H241V201H240ZM240 202H239V204H241ZM247 202H250V201H247ZM11 203H12V202H11ZM86 203H87V202H86ZM86 203H85V204H86ZM195 203H196V200H195ZM208 203H209V201H208ZM213 203H214V202H213ZM243 203H244V202H243ZM245 203H246V202H245ZM41 204H42V203H41ZM56 204H57V203H56ZM113 204H115V203H113ZM154 204H155V203H154ZM156 204H158V203H156ZM160 204H162V203L160 202ZM160 204H159V205H160ZM168 204H169V203H168ZM189 204H190V203H189ZM12 205H13V203H12ZM136 205H137V204H136ZM159 205H158V207H159ZM199 205H200V202H199ZM199 205H196V206H199ZM208 205H209V204H208ZM236 205L238 206V204H236ZM242 205H244V204H242ZM246 205H248V204H246ZM13 206H14V205H13ZM47 206H48V207L51 206V203H50V205H49L48 202H47ZM110 206H111V205H110ZM113 206H114V205H113ZM116 206H118V205H115V207H116ZM122 206H121V207H122ZM144 206H143V208H144ZM156 206H157V205H156ZM162 206H160V207H162ZM188 206H189V205H188ZM193 206H194V205H193ZM200 206H201V205H200ZM209 206H210V205H209ZM248 206H249V205H248ZM41 207H42V206H41ZM52 207L54 208V205H52ZM52 207H50V208H52ZM85 207L87 208V206H85ZM99 207H100V206H99ZM115 207H114V208H115ZM154 207H155V206H154ZM158 207H157V208H158ZM190 207H191V206H190ZM194 207H195V206H194ZM230 207H231V206H230ZM235 207H236V206H235ZM238 207H239V206H238ZM242 207H243V206H242ZM14 208H15V207H14ZM14 208H13V209H14ZM89 208H90V207H89ZM116 208H117V207H116ZM116 208L113 209V210L115 211ZM195 208H196V207H195ZM246 208H247V207H245V211H247ZM46 209H47V208H46ZM122 209H123V207H122ZM230 209H231V208H230ZM260 209L262 210L263 207H261ZM260 209H259V210H260ZM48 210H49V208H48ZM110 210H111V209H110ZM113 210H112L111 212H113ZM124 210H123V211H124ZM157 210H158V209H157ZM159 210H158V211H159ZM187 210H188V209H187ZM191 210H193V207H192ZM191 210H190V211H191ZM206 210H207V209H206ZM231 210H232V209H231ZM241 210H243V209H241ZM263 210H264V209H263ZM49 211H52V210H49ZM85 211H86V210H85ZM143 211L145 212V215H146L145 217L142 216L144 213H143L142 215L139 214L140 212H143ZM195 211H196V210H195ZM52 212H53V211H52ZM87 212H88V211H87ZM109 212H110V211H109ZM118 212H119V209H118ZM154 212H156V211H154ZM242 212H243V211H241V213H240V212H239V213L242 214ZM252 212H253V211H252ZM61 213H62V212H61ZM120 213H122L121 210H120ZM120 213H118V214H120ZM187 213H188V212H187ZM197 213H198V211H197ZM228 213H229V212H228ZM261 213H262V212H261ZM87 214H88V213H87ZM108 214H109V213H108ZM113 214H114V213H113ZM262 214H264V213H262ZM111 215H112V213L110 214V216H111ZM115 215H116V214H115ZM136 215H138V217H139V216H140V217H143V220L145 219V221L142 223V222H141V221H142V218H141V219H136V218H138ZM159 215H160V216H159ZM165 215H164V216H165ZM185 215H186V214H185ZM251 215H252V213H251ZM64 216H65V214H64ZM117 216H118V215H117ZM121 216H123V215H121ZM155 216H156V215H155ZM158 216H159L160 218H159ZM158 216H156V217H158L159 219H162V218H161V214L158 213ZM199 216H200V215H199ZM202 216H203V215H202ZM252 216H253V215H252ZM257 216H258V215H257ZM12 217H13V216H12ZM25 217H26V216H25ZM59 217H60V216H59ZM95 217H96V216H95ZM111 217H112V216H111ZM156 217H154V218H156ZM238 217L240 218V216H238ZM263 217H264V216H263ZM60 218H61V217H60ZM115 218H116V217H115ZM158 218H156V219L158 220ZM163 218H164V217H163ZM239 218H238V219H239ZM50 219H51V218H50ZM54 219H55V218H54ZM70 219H71V218H70ZM99 219H100V218H99ZM111 219H112V218H111ZM135 219H136V221L138 220L137 223H138L139 220H140V222H141V226L139 225L140 228L143 227V226H144V223H145V226L143 227V231H142V232H143V233H142L143 236H141V237H142V238H141V240H142L141 242H142V243H140V245H142L143 249H144V248L148 249V247H150V248H149L150 251L148 250L149 253H147V251L144 250V251H146V252H145L146 255H145V257H144V255H143V257H142V259H141V256H139V252H138V251L141 252L142 247H141V250H139V249H138V248H139V245H138V248L136 247V250H138V251H137V252H138V255L136 254V257L139 256V257H140V260H137V258H136V259L134 258L133 260H130V261H129V259H128V258H129V255H132V253H131V254L126 253V254H128V256H126V258H127V260H128L129 262L125 261V260H126L125 258H124V259H125V260H124L125 262H120V260L123 259L122 257H123V255H124V254H123V253H124L123 249H124L125 247L128 248V244H127L126 242L128 241V243H129V241H130V244H133V243L136 244V241L139 239V238H138V239L136 240V236H137L138 233H141L142 228H141L140 232L137 231V230H139V228H136V225H138V224H136V223L134 224ZM184 219H185V218H184ZM263 219H264V218H263ZM59 220H60V219H59ZM133 220H134V221H133ZM218 220H219V219H218ZM221 220H222V219H221ZM233 220H234V219H233ZM257 220H258V219H257ZM105 221H107V220H105ZM112 221H113V220H112ZM112 221H111V224H112ZM115 221H116V220H115ZM122 221H123V222H122ZM124 221L126 222L127 225L123 224V223H125ZM136 221H135V222H136ZM162 221H163V220H162ZM198 221H199V220H198ZM201 221H202V220H201ZM201 221H200V222H201ZM206 221H207V220H206ZM216 221H217V219H216ZM238 221H239V220H238ZM242 221H243V220H242ZM260 221H261V220H260ZM43 222H44V221H43ZM45 222H46V221H45ZM109 222H110V221H109ZM159 222L162 223L161 220H160V221L158 220L157 223H159ZM166 222H164V225H163L164 228L166 227L165 225H167ZM182 222H183V221H182ZM212 222H214V221H212ZM217 222H218V221H217ZM219 222H221V221H219ZM250 222H251V221H250ZM263 222H264V221H263ZM28 223H29V222H28ZM84 223H85V221H84ZM95 223H96V222H95ZM114 223H115V222H114ZM155 223H156V222H155ZM157 223H156V224H157ZM160 223H159V225H160V227H161V224H160ZM168 223H169V222H168ZM207 223H208V222H207ZM223 223H224V221H223ZM235 223H236V222H235ZM243 223H244V222H243ZM22 224H23V223H22ZM29 224H30V223H29ZM33 224H34V223H33ZM42 224H43V223H42ZM44 224H45V223H44ZM122 224H123V225H122ZM139 224H140V223H139ZM142 224H143V225H142ZM180 224H181V223H180ZM182 224H183V223H182ZM182 224H181V225H182ZM184 224H185V223H184ZM194 224H195V223H194ZM217 224L219 225V223H217ZM217 224H216V225H213V226L216 227ZM237 224H239V223H237ZM240 224H241V223H240ZM263 224H264V223H263ZM10 225H11V224H10ZM48 225H49V224H48ZM169 225H170V223H169ZM172 225H171V226H172ZM181 225H180V227H181ZM187 225H188V224H187ZM198 225H199V223H198ZM224 225H226V224H224ZM227 225H229V224H227ZM227 225H226V226H227ZM244 225H245V224H244ZM252 225H254V224L251 223V227H252V229H253V231H254V228H255L256 226L253 227ZM27 226H28V225H27ZM77 226H78V225H77ZM123 226H127V228H124ZM163 226H162V227H163ZM175 226H177V225H175ZM184 226H185V225H184ZM196 226H197V225H196ZM203 226H204V225H203ZM239 226H240V225H239ZM262 226H263V225H262ZM84 227H85V226H84ZM113 227H114V226H113ZM160 227H159V228L156 227V228H157V229H161ZM167 227H168V225H167ZM177 227H178V226H177ZM222 227H223V226H222ZM229 227H230V226H229ZM237 227H238V226H236V229H237ZM244 227H245V226H244ZM263 227H264V226H263ZM29 228H30V227H29ZM41 228H42V227H41ZM80 228H81V227H80ZM107 228H108V227H107ZM153 228H154V227H153ZM171 228H172V227H171ZM187 228H188V227H187ZM195 228H196V227H195ZM233 228H234V227H233ZM233 228H232V229H233ZM256 228H257V227H256ZM256 228H255V229H256ZM260 228H261V227H260ZM27 229H28V228H27ZM77 229H78V227H77ZM125 229H127V232H126V233H124ZM172 229H173V228H172ZM182 229H183V228H182ZM184 229H185V228H184ZM192 229H193V228H192ZM211 229H213V228H211ZM222 229H223V228H222ZM227 229H228V227H227ZM227 229L225 228V231H226ZM249 229H250V228H249ZM262 229H263V228H262ZM47 230H48V229H47ZM82 230H83V229H82ZM153 230H154V229H153ZM161 230H164V229L162 228ZM175 230H176V229H175ZM189 230H188V231H189ZM193 230H194V229H193ZM229 230H230V229H229ZM229 230H228V231H229ZM233 230H234V229H233ZM250 230H251V229H250ZM26 231H27V230H26ZM69 231H70V229H69ZM83 231H84V230H83ZM85 231H86V230H85ZM172 231H173V230H172ZM183 231H184V230H183ZM191 231H192V232H191ZM223 231H224V230H223ZM223 231H222V232H223ZM230 231H231V230H230ZM234 231H235V230H234ZM236 231H237V230H236ZM136 232H138V233H136ZM154 232H155V231H154ZM160 232H161V231H160ZM205 232H206V230H205ZM255 232H257V230H256ZM57 233H58V232H57ZM161 233H162V232H161ZM164 233H165V230H164ZM239 233H240V232H239ZM153 234L155 235V233H153ZM177 234H178V235H177ZM225 234H226V232H225ZM234 234H235V232H234ZM258 234H259V235H260V234L263 235V234H264V229H263V230H258ZM258 234H257V235H258ZM71 235H72V233H71ZM203 235H204V234H203ZM199 236H202V233H201V235H199ZM218 236H219V237H218ZM54 237H55V236H54ZM106 237H107V235H106ZM110 237H111V236H110ZM138 237H139V235H138ZM197 237H198V238H197ZM216 237H217V239H218V238L220 239V242H219V239H218V241H217L218 243L215 242V241L217 240V239L215 240ZM226 237H227V236H226ZM236 237H237V238H236ZM239 237H240V236H239ZM252 237H253V236H252ZM252 237H251V238H252ZM50 238H51V237H50ZM155 238H156V237H155ZM168 238H169V237H168ZM170 238H171V237H170ZM233 238H234V239H233ZM262 238H263V237H262ZM53 239H54V238H53ZM103 239H105V238H103ZM111 239H112V238H111ZM153 239H154V237H153ZM210 239H214V240H215V241H214L215 243L213 242V244H212V240L210 241ZM0 240H1V239H0ZM6 240H7V239H6ZM10 240H11V239H10ZM133 240H134L135 242H134ZM162 240H163V239H162ZM164 240H165V239H164ZM170 240H171V239H170ZM237 240H238V239H237ZM239 240H240V239H239ZM239 240H238V241H239ZM245 240H246V239H245ZM262 240H263V239H262ZM12 241H13V240H12ZM47 241H48V240H47ZM51 241H54V240L51 239ZM63 241H64V240H63ZM109 241H110V240H109ZM138 241H139V240H138ZM138 241H137V244H138ZM221 241H223V242H221ZM2 242H3V240H2ZM5 242H6V241H5ZM153 242H154V241H153ZM160 242H161V241H160ZM241 242H242V241H241ZM243 242H244V241H243ZM246 242H247V241H246ZM260 242H261V241H260ZM262 242H263V241H262ZM262 242H261V243H262ZM13 243H14V241H13ZM76 243H77V241H76ZM162 243H163V242H162ZM168 243H170V242H168ZM233 243H234V245H233ZM130 244H129V245H130ZM143 244H144L145 247L143 246ZM214 244H215V245H214ZM244 244H245V243H244ZM257 244H258V243H257ZM9 245H11V244H9ZM30 245H31V244H30ZM47 245H48V244H47ZM54 245H55V244H54ZM59 245H60V244H59ZM64 245H66V244H64ZM126 245H127V246H126ZM203 245H204V246H203ZM27 246H28V245H27ZM50 246H52V245H50ZM94 246H96V245H94ZM94 246H93V247H94ZM130 246H132V245H130ZM134 246H135V245H134ZM146 246H148V247H146ZM24 247H25V246H24ZM53 247H54V246H53ZM62 247H63V246H62ZM90 247H91V246H90ZM155 247H156V246H155ZM238 247H239V246H238ZM246 247L248 248L247 245H246ZM246 247H243L241 251H243L244 248L246 249ZM252 247H253V246H252ZM0 248H2V247H0ZM6 248H7V247H6ZM14 248H15V246H14ZM35 248H36V247H35ZM51 248H52V247H51ZM60 248H61V247H60ZM76 248H77V247H76ZM132 248H134V250H135V247H132ZM163 248H164L165 250H164ZM254 248H255V247H254ZM256 248H257V247H256ZM259 248H261V249H262L261 251H263V252L259 253L260 251L258 252V250H257V251H256V253L258 252L257 254H256V253H255V254L252 253L251 257H253V255H254L255 257H253V258H251V259L249 258V256L246 257L245 260L243 259V260H244V264H260V263H261V260H262V258L264 257V250H263V249H264V245L262 244V246H261V247L259 246ZM10 249H12V248H10ZM125 249H126V248H125ZM129 249H130V247H129ZM129 249H128V252H129V251H132L131 249H130V250H129ZM245 249H244V250H245ZM257 249H258V248H257ZM3 250H4V248H3ZM12 250H14V249H12ZM12 250H11V252H12ZM22 250H23V249H22ZM26 250H27V249H26ZM28 250H29V249H28ZM47 250H48V249H47ZM49 250H50V248H49ZM56 250H58V249H56ZM109 250H110V249H109ZM134 250H133V251H134ZM192 250H194V251L192 252ZM197 250H198V249H197ZM237 250H239V249L237 248ZM246 250H248V249H246ZM250 250H251V249H250ZM0 251H1V250H0ZM16 251H17V250H16ZM40 251H42V250H39V252H40ZM62 251H63V250H62ZM65 251H67V250H65ZM133 251H132V252H133ZM142 251H143V250H142ZM198 251H199V250H198ZM198 251H197V252H198ZM251 251H252V250H251ZM2 252H3V251H2ZM6 252H8V251H6ZM23 252H24V250H23ZM25 252H26V251H25ZM28 252H29V251H28ZM35 252H36V251H35ZM50 252H51V251H50ZM108 252H109V251H108ZM108 252H107V253H108ZM135 252H136V251H135ZM226 252H225V253H226ZM244 252H245V251H244ZM40 253H41V252H40ZM40 253H39V255H40V257H41V254H40ZM63 253H65V252H63ZM67 253H68V252H67ZM141 253L144 254V252H141ZM156 253H157V252H156ZM159 253H160V252H159ZM223 253H222V254H223ZM225 253H224V254H225ZM247 253H248V252H246V254H247ZM5 254H6V253H5ZM7 254H8V253H7ZM15 254H16V253H15ZM15 254H14V255H15ZM32 254H34V253L32 252ZM36 254H38V253H36ZM43 254H44V253H43ZM43 254H42V255H43ZM45 254H46V252H45ZM47 254L49 255L48 252H47ZM55 254H56V253H55ZM75 254H76V253H75ZM93 254H94V253H93ZM126 254H125V255H126ZM1 255H2V254H1ZM24 255H25V254H24ZM34 255H35V254H34ZM39 255H38V256H39ZM53 255H54V253H53ZM53 255H52V256H53ZM58 255H60V254H58ZM63 255H64V254H63ZM66 255H68V254H66ZM134 255H135V254H134V252H133V256H132V257L130 256V258L132 259L133 257H135ZM141 255H142V254H141ZM157 255H158V254H157ZM256 255H259V256H256ZM5 256H6V255H5ZM7 256H8V257H11L9 254H8ZM15 256H16V255H15ZM20 256H21V254H20ZM38 256H36V257H38ZM43 256H44V255H43ZM52 256H48V258L50 257V258L52 259V258L55 257V256H53V257H52ZM60 256H62V255H60ZM68 256H69V255H68ZM71 256H72V255H71ZM73 256H74V255H73ZM76 256H77V255H76ZM191 256H192V255H191ZM196 256H197V255H196ZM196 256H194V257H196ZM3 257H4V256H3ZM26 257H27V256H26ZM28 257H29V256H28ZM40 257H39V260H40ZM44 257L47 258V256H44ZM105 257H106V256H105ZM105 257H104V258H105ZM107 257H108V259H109L110 254H109V256H107ZM139 257H138V259H139ZM5 258H6V257H5ZM12 258H13V257H12ZM20 258H21V257H20ZM22 258H24V257H22ZM29 258H30V259H28V260H29V262L31 263V260H33V259H31L32 257H29ZM46 258H45V259H46ZM71 258H74V257H71ZM247 258H249L250 260L247 261V260H246ZM254 258H255V260H254ZM2 259H3V258H2ZM9 259H10V258H9ZM36 259H37V258H36ZM41 259H42V258H41ZM45 259L43 258V260H45ZM57 259L60 260V258H57ZM63 259H64V257H63ZM63 259H62V260H63ZM66 259H67V258H66ZM105 259H106V258H105ZM5 260H6V259H5ZM10 260H12V259H10ZM24 260L26 261L27 259L25 258ZM111 260H112V259H111ZM154 260H155V259H154ZM251 260H252V261H251ZM6 261H7V260H6ZM12 261H13V260H12ZM18 261H19V260H18ZM25 261H23L24 264H26ZM35 261H36V260H35ZM45 261H46V260H45ZM48 261H51V264L54 263V262H52V260H48ZM48 261H47V262H48ZM65 261H66V260H65ZM189 261H191V259H190ZM210 261H211V260H210ZM210 261H209L208 264H212V263L214 262V261H212V263H211ZM239 261H240V260H239ZM239 261H238V262H239ZM250 261H251V262H250ZM16 262H17V261H16ZM16 262H15V264H16ZM23 262H21V263L23 264ZM29 262H27V263L29 264ZM32 262H34V260H33ZM39 262H41V260L38 261V263H39ZM56 262H57V261H56ZM110 262H112V261H110ZM113 262H114V261H113ZM113 262H112V263H113ZM192 262H191L190 264H192ZM205 262H207V261H205ZM231 262H232V261H231ZM238 262L235 261V264H239ZM8 263H9V262H8ZM43 263H46V262L43 261ZM48 263H49V262H48ZM57 263H58V262H57ZM57 263H56V264H57ZM77 263H78V262H77ZM114 263H115V262H114ZM215 263H217V264H218V263H219V264H222L223 262L220 263V262L217 260V262H215ZM215 263H214V264H215ZM232 263H234V262H232ZM232 263H231V264H232ZM12 264H14V262H13ZM18 264H20V261H19ZM34 264H36V263L34 262ZM72 264H73V263H72ZM101 264H102V263H101ZM224 264H225V263H224ZM240 264H242V261H240Z\"/></svg>",
	"mask_w": 264,
	"mask_h": 264
}]
</instances>
